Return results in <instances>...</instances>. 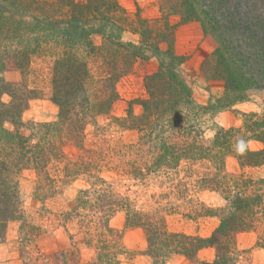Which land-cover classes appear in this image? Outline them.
Instances as JSON below:
<instances>
[{
	"label": "rangeland",
	"instance_id": "rangeland-1",
	"mask_svg": "<svg viewBox=\"0 0 264 264\" xmlns=\"http://www.w3.org/2000/svg\"><path fill=\"white\" fill-rule=\"evenodd\" d=\"M117 3L127 18L122 34L127 45L118 48L113 67L121 74L114 85L117 98L110 114L87 126L85 151L65 146L68 159L80 163L81 158L93 157L98 167L89 171L80 164V171L65 177L64 163L60 164V177L67 182L58 181L57 192L44 202L34 194L36 171L24 170L19 180L27 224L9 222L0 239V264H46L48 255V264L85 263L96 255L98 240L104 239L120 264H155L156 258L147 252L143 224L163 227L172 233L171 239L181 241L182 235L210 237L234 199L228 189L215 188L219 181L233 184L241 174L248 181L264 178V166L242 167L234 155L221 154L214 144L220 129L242 126L248 114L264 116V0ZM93 38L98 44L103 40L100 34ZM90 66L97 79L109 72L94 60ZM34 67L42 71L40 85L46 94L32 99L22 118L54 121L59 106L47 94L50 75L42 63ZM5 77L20 80L16 71ZM106 83L91 97L104 100L110 92ZM152 94L164 98L161 109L156 102L151 104L156 109L147 107ZM3 100L9 101V95ZM248 146L259 150L263 144L250 140ZM51 170L56 178V167ZM110 208L113 212L106 218L104 212ZM258 218L253 228L236 234L235 264H264V213ZM84 225L92 232L90 245L83 238ZM215 258V248L207 246L194 257L171 252L157 260L199 264Z\"/></svg>",
	"mask_w": 264,
	"mask_h": 264
},
{
	"label": "trees",
	"instance_id": "trees-1",
	"mask_svg": "<svg viewBox=\"0 0 264 264\" xmlns=\"http://www.w3.org/2000/svg\"><path fill=\"white\" fill-rule=\"evenodd\" d=\"M121 12L117 0H0V239L6 236L11 220H23V225L27 224L19 180L24 170L36 171L34 194L44 202L50 194L57 192L58 181L62 185L67 182L66 178L60 177V164L64 163L65 177L76 173L75 169L80 171V164L89 171L98 167L93 157L81 158L80 163L68 159L65 146L70 144L84 150L87 126L97 125L99 116L108 115L112 110L117 98L114 85L121 77L113 67L117 66L118 48L127 45L122 42L127 18ZM94 34L102 36L100 44L95 42ZM128 45L133 48V44ZM91 60L100 62L103 72L107 69L109 72L100 73L97 79L90 66ZM35 62L42 63V69L47 68L50 75L47 94L59 106L58 117L54 121L25 122L22 118L29 102L46 94L45 86L40 85L42 71L34 67ZM127 62L126 54L122 63L125 65ZM10 71L19 72L20 80L6 79L5 74ZM102 82L110 85V92L99 101L90 93H101L99 84ZM4 94L9 95V101L3 100ZM152 96L147 107L150 110L161 109L164 98L156 94ZM155 102L156 108H151ZM239 138L247 143L243 155L233 148ZM214 139L219 152L234 155L242 167L264 166V116L248 114L242 126L222 128ZM250 140L261 142L263 147L249 149ZM223 150L226 151L222 153ZM55 167L58 171L56 178L51 170ZM237 178L240 181L235 180ZM244 178L241 174L235 177L233 184L222 180L215 187L228 189L227 193L234 199L210 237L182 235L184 240L181 241L171 239L172 233L163 227L154 223L149 227L143 224L148 234L147 252L156 258L155 264H159L157 258L167 253L182 252L194 257L207 246L215 248L216 258L199 264H235L238 258L236 234L253 228L259 213H264V178L256 182ZM251 184V190H254L249 192ZM80 202L83 204L84 200ZM111 212V208L105 211V217L109 218ZM132 217L128 212V224H132ZM24 226H21L22 233ZM88 227L84 225L82 233L84 241L90 245L92 232ZM24 238L31 241L29 234ZM96 249L91 261L79 264H120L117 256L109 250L107 240H98ZM51 259L48 255L44 260L48 264ZM53 264L58 263L53 261Z\"/></svg>",
	"mask_w": 264,
	"mask_h": 264
},
{
	"label": "clouds",
	"instance_id": "clouds-1",
	"mask_svg": "<svg viewBox=\"0 0 264 264\" xmlns=\"http://www.w3.org/2000/svg\"><path fill=\"white\" fill-rule=\"evenodd\" d=\"M247 148V143L245 140H243L242 138L239 139L235 145V151L240 154L243 155L245 153V150Z\"/></svg>",
	"mask_w": 264,
	"mask_h": 264
}]
</instances>
